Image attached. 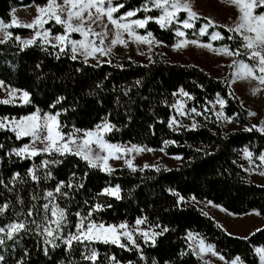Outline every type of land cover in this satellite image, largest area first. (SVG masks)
Returning a JSON list of instances; mask_svg holds the SVG:
<instances>
[{
  "label": "trees",
  "instance_id": "trees-1",
  "mask_svg": "<svg viewBox=\"0 0 264 264\" xmlns=\"http://www.w3.org/2000/svg\"><path fill=\"white\" fill-rule=\"evenodd\" d=\"M113 3L124 4L115 13L121 16L141 8L145 0H113ZM30 5L44 7L47 0H0V21L11 22L15 9ZM159 14V10L152 9L132 18ZM186 18L187 14L181 12L177 21L167 27L149 21L145 28L137 31L151 32L157 41L168 46L185 38L227 46L230 50L240 48L241 40L229 39L235 34L221 27L224 25L216 23L217 27L201 35L199 30L207 22L205 17L193 20L192 28H183L179 21ZM46 27L54 35L65 31L62 25L51 21ZM177 30L183 31L185 36H178ZM11 31L12 38L0 43V81L28 92L29 97L27 103H0V120L33 113H59L60 131L73 135H83L107 123L114 126L105 132L109 143L163 149L167 155L180 156L181 160L171 168L123 166L105 171L99 165L91 167L88 161L71 153L18 156L13 149L30 144L33 137L17 139L11 128L0 129V145H3L0 148V206L8 205L0 213V227L19 222L26 225L25 229L14 233L11 240L5 235V244L0 246L4 260L0 264H19L20 261L23 264L209 262L193 251L189 232L200 234L228 261L240 257L243 264L260 263L256 249L264 248V225L248 236L235 235L194 202L195 199L209 201L235 215L257 212L264 219V185L251 179L250 159L244 155L247 149L254 162L260 163L258 157L264 154V132L253 128L248 109L232 90V69L226 76L216 77L194 63L171 60L160 50L152 51L148 62L117 54H110L108 61L103 62H85L80 57L73 60L70 48L61 52L58 46L45 44L41 38L32 45L22 46L15 37L31 33L29 28H12ZM215 31L223 39H212L211 33ZM235 60L255 63L243 54L235 56ZM181 89L189 94L182 98L184 111L196 123L195 128L183 122L169 126L176 116L175 105ZM217 94L226 102L223 116L219 117L214 105ZM192 108L203 115L190 112ZM229 117L232 119H227ZM165 141L170 143L165 145ZM43 161H49L47 167H39ZM29 169L39 177L38 181L31 178ZM58 186L60 191L56 192ZM117 186L119 198L103 192L105 188ZM48 192L53 196L48 197ZM46 203L49 209L59 206L65 210L62 231L55 235L67 237L70 232L75 233V225L89 212V219L98 224L126 222L134 225L136 219L141 218L145 219L143 226L150 236L165 228L167 231L155 236V243L136 235L139 248L126 238L122 239L127 245L125 248L84 239L79 243L73 241L69 248L61 240L48 237L58 245L53 247L45 242L46 234L37 228L44 222L43 205ZM97 204L102 208L93 211ZM49 218L55 219L50 212ZM87 222L85 220V224ZM93 249L97 253L96 260L85 259Z\"/></svg>",
  "mask_w": 264,
  "mask_h": 264
},
{
  "label": "snow or ice",
  "instance_id": "snow-or-ice-1",
  "mask_svg": "<svg viewBox=\"0 0 264 264\" xmlns=\"http://www.w3.org/2000/svg\"><path fill=\"white\" fill-rule=\"evenodd\" d=\"M230 4L236 6L239 12V16L234 26H221L226 27L228 32L234 33L235 36H229V39L239 38L241 40L240 48L236 50H230L227 46H224L220 51L227 55L239 56L241 54L247 56L251 61H254V64H248L244 61H236L233 60L232 64L236 66L234 75L239 76L241 78H253L260 81L261 84H264V12L257 13V9L264 8V0H229ZM107 4V7L105 5ZM149 4L152 6L149 8ZM124 4L122 3H113V0H63L62 3H57V0H47V5L45 7L38 8L39 15L33 20V22L29 24L23 25L28 28H43L44 24L47 23L48 20H53L56 24H60L64 26L65 31L61 34H57L54 39L57 42L56 44H51L50 37V29H45L43 32L36 31L33 38L23 40V44L25 46L32 45L36 43L37 38L43 37V43L51 44L52 47H59L60 51H65L69 45L70 51L73 53L72 59L75 60L77 56L75 55L78 51L85 57V62L88 56L95 57L96 53H100L102 55H108L111 52V46L116 44H127V41L123 38V33H127L128 36L134 39L136 42H142L145 44H151L155 39L151 32H147L146 35H139L136 32L137 28H145L149 21H155L160 24V26L167 27L177 21L178 14L184 12L187 14V19L179 21L182 23L184 28H192L194 25L190 23L192 20L201 19L200 14L193 10V6L191 0H145V3L141 6V8L130 10L124 13L121 16L114 17L113 14L117 13L119 9L123 8ZM93 9L95 10L93 12ZM152 9L159 10L160 14L158 16H145L144 18L138 19H130L135 17L137 13L149 12ZM87 13V15H85ZM47 16V20L44 17ZM107 17V20L114 25V37L110 40V46L105 48L104 40L108 35L107 25H104L103 32H96L91 25L95 24L97 21H102L104 17ZM63 17V18H62ZM74 18L78 20V23H73ZM206 23L200 28V34L203 35L207 29L212 27H217L218 25L214 20L210 17H205ZM16 23V20L13 19V24ZM0 27H10V25H3V22L0 21ZM81 33L86 39L85 40H72L69 38L71 33ZM178 36H185L183 31L177 30L176 33ZM89 36H95L99 39V44H97L94 40H88ZM12 38V33L8 32L4 39H0V43H4L7 39ZM15 39L20 40V37H15ZM212 39H223V37L219 33H214L212 35ZM157 43H162L161 41H157ZM197 44L196 40L191 41H181L180 43L174 45V47L179 48L181 46L187 47V45ZM202 47H207L211 49L210 44L200 45ZM257 71L259 75H257ZM138 83V82H137ZM0 88H3V82L0 81ZM185 96L189 94L184 92L183 89L180 90ZM260 89H253V92H259ZM17 95V90L12 89L8 92V99L0 100V103H11L13 99ZM231 95V93H230ZM217 103L220 104L221 107L226 103L224 100L219 98V94H217ZM29 93L24 91L22 93V99L25 103L28 102ZM190 112L197 113L195 108L190 109ZM188 113L181 112V115H187ZM197 115H203V113H197ZM219 113L217 116L219 117ZM249 115H255L253 112H249ZM59 113L55 115L46 114L44 117L39 116L37 113H33L31 117H25L22 121L13 122L8 121V118L5 117L3 120H0V129L8 128L9 124H14L13 131L16 132L17 139L22 136L31 135L34 140L33 144L24 145L20 149H13V152L18 155L29 154L31 156H36L41 153H59L60 155H65L67 153H71L77 156H80L85 161H88L91 167H97V163H93L92 159H90L91 153V145L96 144L102 152H106L107 155L100 156L97 155L94 157L97 161H103L104 170L112 171V169L108 166L107 161L110 157L113 156L114 153H119L121 151V146L113 145L108 143L103 139V136L100 135L102 131H110L111 127L107 123L104 124L103 129H101L100 125L96 126V131L93 132L91 130L85 132L82 137L83 145L82 148L87 150H82V148L78 147L75 152H73L72 148L69 147L70 144L75 143L73 139L72 133H64L60 131L61 125L59 124L57 117ZM231 120L232 118H227ZM44 120L45 123L41 124L40 121ZM7 121V123H6ZM178 123L173 117V120L169 122V126H172V123ZM193 128L196 127L195 123L192 125ZM257 126H253L255 128ZM46 129V135H44L43 139H41L38 134V130ZM252 129H248L251 131ZM264 131V128L260 129ZM75 132H81L80 129H74ZM95 136V140H91L90 138ZM67 137V139H65ZM35 140H40L42 144L45 146L42 148L35 147ZM165 145L170 143L169 141L164 142ZM174 143V142H172ZM3 145H0L2 148ZM145 149L141 146L132 145L131 148H125L123 151L125 153L131 151H144ZM148 151H152L151 149H147ZM163 151V149H161ZM244 155L251 159L252 153L247 149L244 150ZM116 159H119L120 156L116 155ZM258 159L261 162H264V154H261ZM56 161H51V163H55ZM49 161H43L39 167H47ZM129 167H132V162H127ZM147 167V165H145ZM29 173L31 174V178L33 180H39V177L35 175L33 169H29ZM19 174H16L18 176ZM264 175V172L261 173ZM15 179V177H14ZM118 187L114 189L105 188L103 192L108 195L116 196L119 198ZM56 192L60 191V187L58 186L55 190ZM48 197H52L53 193L48 192ZM35 199V197H34ZM183 199L182 197L180 198ZM192 199H195L194 197ZM211 203V202H209ZM8 207L7 204L0 206V213H3L4 210ZM45 209V216L43 224H38L37 228L42 232V234H46L45 242L47 244H52L53 247H57L58 245L54 244L52 240H49L48 237H54L55 239L61 240L65 243L69 248L72 245L73 241L82 242L81 238L88 241H101L103 243H111L118 245L121 248L127 247L125 243L122 242L123 238H126L127 241H130L132 245L136 248H139V245L134 238L133 233L139 232L145 239V241L152 239V242L155 243L154 237L162 234L163 231H167V229H162V232H152L151 236L149 235L148 230L141 231L138 227L143 223H145V219L138 218L135 221V225L132 226V230H129V225L125 223L121 224H108L104 223H96V221L89 219L91 217V212L88 213L87 217H81L80 222L75 225V233L70 232L67 237L63 235H55L62 231V222L65 221V210L59 208V206H55L49 209V204L46 203L43 205ZM102 208V205L97 204L93 211L99 210ZM49 212L51 217L55 219L49 218ZM259 214V213H257ZM28 215L31 216L32 212L29 210ZM79 215V214H77ZM85 220L88 222L85 224ZM35 223V221H33ZM55 225V228H52L51 225ZM26 225L24 222L19 223H11L6 227H0V246L5 244V235L8 240L13 239L14 233H18L20 230L25 229ZM198 234H193L191 232L188 233V238L193 239ZM193 251H196L193 248ZM256 251L261 255V258L264 259V248L256 249ZM211 252L214 256H218L219 253L215 251V246L212 244H205L203 238L199 239V253ZM45 253H47V248H45ZM97 258V253L93 249L91 250V254L86 256L85 259L90 261H95ZM221 260H224L223 256H219ZM115 261V257L111 258ZM4 260V256L0 255V261ZM242 264L240 261V257H236L231 264ZM19 264H23V261H20ZM118 264V262H117ZM205 264H209V262H205Z\"/></svg>",
  "mask_w": 264,
  "mask_h": 264
},
{
  "label": "rangeland",
  "instance_id": "rangeland-1",
  "mask_svg": "<svg viewBox=\"0 0 264 264\" xmlns=\"http://www.w3.org/2000/svg\"><path fill=\"white\" fill-rule=\"evenodd\" d=\"M62 2L63 0H57V3H62ZM191 3L193 6V10L196 11L198 14H200L201 17H210L216 23L222 24L224 26L225 25L229 27L234 26L239 16L237 7L231 5L229 0H191ZM105 7H107V5H105ZM38 8L40 7L35 5H30L15 9L13 12V18L11 22L3 23V25H10V27L7 28L0 27V39H4L8 32L12 33L11 31L12 28H28V27H24L23 25L33 22V20L39 15ZM261 9H257L256 10L257 13L264 12L261 11ZM94 11L95 10L93 9V12ZM85 15H87V13H85ZM113 16L118 17L115 15V13L113 14ZM13 19L16 20L15 24H13ZM44 19L47 20V16H45ZM49 21L55 23L53 20H48L47 22ZM78 22L79 21L74 18L73 23H78ZM192 22L193 20L190 21V23ZM46 24L47 23L44 24L43 28L40 27H37L35 29L29 28L32 30L31 33L19 34L16 37H20L21 39L20 40L16 39V40L22 46H24L23 40L33 38L36 31L43 32L45 29H49L48 27H46ZM105 24L107 25L108 35L104 40L103 46L107 48L110 46V40L114 37V32H115L114 25H112L105 16L102 21H97L95 24H92L91 27L96 32H103ZM137 30L138 28L136 29V32L139 35L147 34V33L141 34ZM214 33H218V32L216 31L212 32L211 37ZM56 35L50 32L49 39L51 40V44L57 43L54 39ZM40 38L43 40V37ZM69 38L77 41L86 39L81 33H76V32L71 33ZM123 38L127 41V44L126 45L116 44L114 46H111L110 54L127 55L137 61L148 62L150 60L152 51L160 50L163 53H165L171 60L178 61L181 63H194L196 65H199L206 71L210 72L211 74L215 75L216 77H221V78L226 76L229 73L230 69H232V80H231L232 90L240 97L244 107H246L249 112L255 113V115H250L254 125L260 129L264 128V84H261L260 81L257 79L241 78L239 76L234 75L236 66L233 65L232 62L233 60H235V56L227 55L222 51H220L222 48H224V46H217L210 43H202L197 41L198 42L197 44L189 43L187 47L181 46L179 48H176L174 46H168L164 43L158 44L156 39H154L153 42L149 45L142 42H136L134 39L130 38L126 32L123 33ZM87 39L94 40L97 44H99V39L96 38L95 36H89ZM185 40L187 39L183 38L178 43ZM204 44H210L212 46L211 49L200 46ZM70 47L71 45L68 46V48ZM110 54L102 55L100 53H96L95 57L88 56L87 61H94V62L108 61V57ZM75 55L77 57L85 59V57L81 55L79 51ZM236 61H243V60H236ZM256 74L259 75V72L257 71ZM257 88H259L260 91L254 93L253 89H257ZM12 89L17 90V95L13 99V102L11 103H25L22 99V93L24 91H22L17 87L9 86L5 83H3V88H0V100L8 99L9 98L8 92ZM184 96L185 95L181 93L177 98V102L175 105L176 108L175 120L178 121V123L175 122L174 123L179 124V122H183L188 126L192 127V125L195 122L189 119L187 115H181V112H185L184 101L182 99ZM216 101L214 102V105L216 107V112L219 113L221 116H223L224 106L221 107L220 104H218ZM38 115L44 117L46 114L45 115L38 114ZM31 116L32 114L21 118H15V117L12 118L7 117V118L8 121L18 122V121H22L23 118L25 117H31ZM40 123L43 124L45 123V121L41 120ZM104 124L105 123L99 124L101 126V129H103ZM8 127L13 129L14 124H9ZM91 131L95 132L96 128ZM105 132L106 131H102L100 135H102L103 139L106 141ZM38 134L40 135L41 139H43L44 135H46V129L38 130ZM82 137L83 135H73V139L75 140V143L69 145V147L72 148L73 152H75L78 147L82 148L83 145ZM65 139H67V137H65ZM90 139L95 140V136L91 137ZM33 140L34 138L28 145L31 146L33 144ZM113 145L121 146V151L119 153H114L113 156L108 159L107 164L111 169L117 167H123V166L129 167L127 163L128 161L132 162V167H145V165H147V166H163L165 168H171L177 165L181 160L180 156L167 155L164 151H161L159 149H151L152 151H148L147 148L143 147L145 149L144 151H131L125 153L123 149L131 148L132 145L134 144H113ZM44 146L45 145L42 144L40 140H35L36 148H42ZM82 150L85 151V154H89L87 153L86 149L82 148ZM89 155L93 163H97V165L101 166L104 169L103 161H97L94 159V157L97 155L100 156L107 155L106 152H102L99 149V147L93 143L91 145V153ZM116 155H119L120 158L116 159L115 158ZM252 158L253 157H251L250 159V177L254 182L264 185V175H261V173L264 172V162L260 161V163H257L254 162V159ZM110 189H114V188H110ZM194 202L197 204L199 208L211 214L219 223L222 224V226L228 232L235 235L248 236L250 233H252L253 231L259 229L264 225V219L259 214H257V212H251L246 215H235L231 212H228L219 205H216L212 202L209 203V201L195 199ZM132 226L133 225H129L130 231L132 230ZM136 227H138L141 231L147 230L143 226V224ZM191 233L198 234L196 232H191ZM139 234H140L139 232H134L133 233L134 238L136 239V235ZM200 238H202V236L198 234V236H195L193 239H190V242L192 246L196 249V252L201 257L215 264H231L233 260L232 261H228L226 259L221 260L219 258L220 255L214 256L211 252L199 253ZM205 244L207 245L206 242ZM259 256H260L259 264H264V259L261 258L260 254Z\"/></svg>",
  "mask_w": 264,
  "mask_h": 264
}]
</instances>
